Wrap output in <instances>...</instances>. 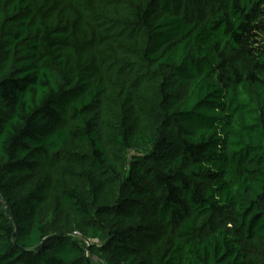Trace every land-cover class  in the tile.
Segmentation results:
<instances>
[{
    "label": "trees",
    "instance_id": "trees-1",
    "mask_svg": "<svg viewBox=\"0 0 264 264\" xmlns=\"http://www.w3.org/2000/svg\"><path fill=\"white\" fill-rule=\"evenodd\" d=\"M92 256L264 264V0H0V264Z\"/></svg>",
    "mask_w": 264,
    "mask_h": 264
},
{
    "label": "rangeland",
    "instance_id": "rangeland-1",
    "mask_svg": "<svg viewBox=\"0 0 264 264\" xmlns=\"http://www.w3.org/2000/svg\"><path fill=\"white\" fill-rule=\"evenodd\" d=\"M77 233V232H76ZM79 234V233H78ZM92 243H96L97 241L96 240H92L91 241ZM89 247H90V244L88 243V245H87V249H86V252H87V256H88V249H89ZM92 260H93V262H95V264H96V262L99 264H103V262H100L99 261V258L98 257H96V256H92Z\"/></svg>",
    "mask_w": 264,
    "mask_h": 264
}]
</instances>
